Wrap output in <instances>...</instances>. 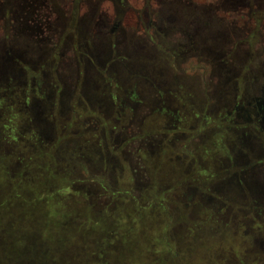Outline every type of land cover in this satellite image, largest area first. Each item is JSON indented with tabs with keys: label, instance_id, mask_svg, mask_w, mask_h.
I'll return each mask as SVG.
<instances>
[{
	"label": "rangeland",
	"instance_id": "rangeland-1",
	"mask_svg": "<svg viewBox=\"0 0 264 264\" xmlns=\"http://www.w3.org/2000/svg\"><path fill=\"white\" fill-rule=\"evenodd\" d=\"M138 1L0 0V264H264V4Z\"/></svg>",
	"mask_w": 264,
	"mask_h": 264
},
{
	"label": "flooded vegetation",
	"instance_id": "flooded-vegetation-1",
	"mask_svg": "<svg viewBox=\"0 0 264 264\" xmlns=\"http://www.w3.org/2000/svg\"><path fill=\"white\" fill-rule=\"evenodd\" d=\"M43 1V0H42ZM46 2L48 1V0H45ZM170 1H172V0H170ZM177 1H179V3H181V4H184V5H191L192 6V8L194 9V11H195V13L198 15V13L199 14H201V11H202V9H203V7L202 6H204V3H202V2H200V1H197V0H185V1H182V0H177ZM261 1V3L262 4H264V0H260ZM127 2H129L131 5H133V8L134 9H139V1L138 0H127ZM147 1L145 0V3H146ZM165 2H169V0H165ZM209 4H211V3H209ZM251 4H253V5H256V3L255 2H252ZM158 6H159V4H157L156 5V3H155V5L154 4H152V6H151V11H152V14H153V16H154V14H155V10H157V8H158ZM210 6V5H209ZM232 6V5H231ZM46 7V6H45ZM233 7V6H232ZM227 10V9H226ZM222 11V9L221 8H219V7H216L215 8V14L217 15V17L218 18H225L226 20H227V18L228 19H230V20H233V21H235V22H237V24L239 23V18H238V16H237V14H236V17L235 16H233V12L234 11H238V8H234V10L233 9H230V11H231V13L230 14H228V15H226L225 13H222L221 12ZM152 24V23H151ZM155 24V22L153 21V24H152V26L151 27H149V30H152L153 29V25ZM118 26V22H116V23H114V25H113V27L110 29V32H114V30H115V27H117ZM130 28V27H129ZM132 31L133 30H135V31H138L137 30V27L135 26L134 28H133V26H132V28H130ZM168 29H170V30H172V29H174V27H173V25H168ZM152 31H154V30H152ZM172 31H175V30H172ZM141 33V32H140ZM175 33L176 32H171V34H173V35H175ZM175 36H178V35H175ZM184 36H186L185 34H183V35H181L180 36V38H181V40H182V38H184ZM153 37H155V38H152L150 41L151 42H153V45L155 46L156 44H154V43H159L160 41H161V34L160 33H154L153 34ZM186 38L188 39V35L186 36ZM190 38V37H189ZM175 42H178L177 40L175 41ZM180 44V43H179ZM188 45L190 46V49H187L186 51H188V55L190 56V55H193V54H196V51H195V49H194V44H193V41H191V40H189V42H188ZM181 46V45H180ZM190 50V51H189ZM202 70V69H201ZM254 118L255 119H257L258 120V123H260L259 125H260V127L262 128V129H259L258 131L262 134V136L264 137V110H263V108L262 109H259V111L258 112H254Z\"/></svg>",
	"mask_w": 264,
	"mask_h": 264
}]
</instances>
